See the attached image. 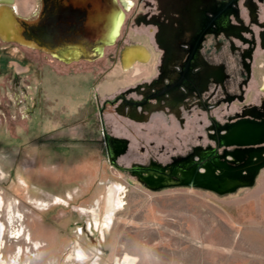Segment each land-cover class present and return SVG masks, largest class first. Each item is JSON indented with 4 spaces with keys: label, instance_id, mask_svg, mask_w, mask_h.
<instances>
[{
    "label": "rangeland",
    "instance_id": "1",
    "mask_svg": "<svg viewBox=\"0 0 264 264\" xmlns=\"http://www.w3.org/2000/svg\"><path fill=\"white\" fill-rule=\"evenodd\" d=\"M17 4L24 17L40 6ZM113 50L65 63L0 40V264H264L258 190L154 192L109 164L94 96L125 83H92ZM115 186L119 207L107 224Z\"/></svg>",
    "mask_w": 264,
    "mask_h": 264
},
{
    "label": "flooded vegetation",
    "instance_id": "2",
    "mask_svg": "<svg viewBox=\"0 0 264 264\" xmlns=\"http://www.w3.org/2000/svg\"><path fill=\"white\" fill-rule=\"evenodd\" d=\"M117 3L125 13L124 28L110 46V67L94 70L92 83L94 88L125 83L94 96L97 142L109 164L111 155L123 169L118 170L150 191L232 195L191 185L205 176L209 187L215 167L226 179L230 170L264 165V142L258 144L264 141V0ZM39 5L30 17L51 12L55 0ZM10 6L20 15L17 0ZM243 128L255 144L240 145Z\"/></svg>",
    "mask_w": 264,
    "mask_h": 264
},
{
    "label": "water",
    "instance_id": "3",
    "mask_svg": "<svg viewBox=\"0 0 264 264\" xmlns=\"http://www.w3.org/2000/svg\"><path fill=\"white\" fill-rule=\"evenodd\" d=\"M12 3V0L0 2V40L45 52L65 63L102 57L105 49L119 37L125 19L117 0H55L51 12L43 9L35 17L19 15L10 6ZM239 132L245 135L240 145L255 144L248 128ZM239 132H235L236 137ZM252 158L249 156L248 163ZM109 161L113 167L123 170L111 155ZM263 168L264 165H248L240 171L230 170L229 177L223 179L222 174L217 175L215 167L209 187L200 173L198 176H203V182L191 186L208 188L219 195L233 194L240 188H253Z\"/></svg>",
    "mask_w": 264,
    "mask_h": 264
},
{
    "label": "bare ground",
    "instance_id": "4",
    "mask_svg": "<svg viewBox=\"0 0 264 264\" xmlns=\"http://www.w3.org/2000/svg\"><path fill=\"white\" fill-rule=\"evenodd\" d=\"M1 1H11V0H0V2ZM12 2H13V0H12ZM118 192H119V189H117L116 186L110 188V190L108 191V194H107V215L105 216V223H107V224L112 221L113 213L119 207ZM2 206H3V200L0 198V208ZM4 229H5V226L0 221V237H2V235L4 233ZM0 247H1V244H0ZM78 256H79V258H81V261L82 260L84 261L87 258V256L85 255V253L81 249H78ZM83 261H82V263H84ZM115 264H134V262L132 260L124 261L122 263H118L116 261Z\"/></svg>",
    "mask_w": 264,
    "mask_h": 264
},
{
    "label": "crops",
    "instance_id": "5",
    "mask_svg": "<svg viewBox=\"0 0 264 264\" xmlns=\"http://www.w3.org/2000/svg\"><path fill=\"white\" fill-rule=\"evenodd\" d=\"M20 71L23 72L22 70H20ZM245 189H255V190L259 191V197H258V199H259L258 202L260 203L259 218L261 220H264V170L261 171L259 177L257 178L256 185L253 188H245Z\"/></svg>",
    "mask_w": 264,
    "mask_h": 264
}]
</instances>
